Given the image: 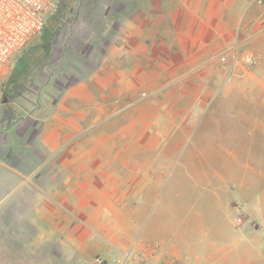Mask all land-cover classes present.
Here are the masks:
<instances>
[{
    "label": "rangeland",
    "instance_id": "1",
    "mask_svg": "<svg viewBox=\"0 0 264 264\" xmlns=\"http://www.w3.org/2000/svg\"><path fill=\"white\" fill-rule=\"evenodd\" d=\"M157 2L158 10L153 8ZM165 2L58 0L54 13L60 5L63 9L56 22L49 21L0 68V131H18L0 137V158L30 177L38 193L31 196L30 240H42V189L47 193L54 189V183L44 185L42 178L46 182L55 178L54 163L60 161V154L45 147L43 137L45 143L54 145V130L62 125L64 132L75 133L67 148L78 151L62 153V160L114 163L125 157V167L119 171L127 183L118 186V192L114 185L109 187V203L112 209L125 210L126 216L120 211V217L104 218V232L112 240L129 244L121 262L149 257L160 248L158 222L166 226L168 207L173 218L186 217L184 231L192 243L198 242L201 195L214 189L209 181L215 166L216 135L231 132L232 117L236 119L245 107L241 99L232 111L231 75H237L239 67V80L250 73L254 78L247 79L262 80L264 26L250 22L252 17L264 16V9L250 8L244 15L236 10L228 15L234 23L230 26L233 37L218 57L226 72L220 73L218 63L209 62L206 56L207 69L198 63L197 70L184 74L181 70L191 69L196 57L190 58L188 43L173 33L161 15L153 19L157 11L165 12ZM183 46L187 48L186 52L181 49L182 54ZM246 53L256 60L249 69L240 61ZM87 142L97 148L94 155L83 152ZM135 145L144 151L135 152ZM103 146L111 150L100 152L98 147ZM149 146L165 149L152 153ZM118 147L126 148L125 153H118ZM159 172L163 184L152 185L150 180L157 181ZM178 178L189 182L173 185ZM133 248L142 253H134ZM167 257L172 264L183 263L181 255ZM93 264L107 262L96 257Z\"/></svg>",
    "mask_w": 264,
    "mask_h": 264
},
{
    "label": "crops",
    "instance_id": "2",
    "mask_svg": "<svg viewBox=\"0 0 264 264\" xmlns=\"http://www.w3.org/2000/svg\"><path fill=\"white\" fill-rule=\"evenodd\" d=\"M158 3L154 4V9L158 10ZM162 5L165 12H153V19L158 20L161 15V20L165 19L172 26L173 33L180 34L183 42L188 43L190 58L196 57L191 69H182L181 73L197 70L198 63L207 69V61L203 59L206 56H210L209 62L216 61L220 73H224L226 67L218 57L227 51L226 44L233 37L230 26L234 23L228 15L236 10H242L244 15L250 8L264 9V0H166ZM250 24L264 26V16L252 17ZM184 46L179 47L181 53L186 52ZM236 70L238 74H232L229 81L230 104L232 111L237 110L236 103L240 104L242 99L245 107L239 110L241 114L236 119L232 117L231 132L216 135L215 166L213 179L209 181L214 189L201 195L197 243H192L190 234L184 231L186 217L173 218L168 207L166 226L158 222L160 248L149 257L137 256L121 262L122 254L130 249L129 244L127 240H112L109 232H104V218L107 215L120 217V211L126 216L125 210L112 209L109 203L112 191L109 187L114 185L117 191H113L118 192L117 187L127 183L119 171L125 167V157L121 156L114 163L64 161L62 153L78 151L76 147L66 146L75 133L64 132L63 126L58 125L54 130V145L45 143L46 137H43L45 147L60 154V161L54 163L58 169L55 178L48 182L42 178L44 185L54 183L52 192L42 189V240H30L31 196L38 194L31 178L24 177L0 158V264H93L96 257L107 264H172L167 256L173 255H181L182 264H264V66L262 80L247 79L253 77L251 73L239 80V67ZM171 82L174 80L168 81ZM234 97H237L236 102ZM214 122L219 125L220 121L215 118ZM14 132L18 131L3 129L0 137ZM86 148L84 153L97 152L89 142ZM98 149L109 152L111 147ZM117 149L118 153L126 151V148ZM134 149L144 151L139 145ZM149 149L152 153L161 152L165 146H149ZM163 179L159 172L158 180H150V183L160 185ZM188 182L186 178H178L173 185ZM105 200L108 204L103 203ZM122 227L127 228L124 224ZM132 251L142 253L137 248Z\"/></svg>",
    "mask_w": 264,
    "mask_h": 264
},
{
    "label": "built area",
    "instance_id": "3",
    "mask_svg": "<svg viewBox=\"0 0 264 264\" xmlns=\"http://www.w3.org/2000/svg\"><path fill=\"white\" fill-rule=\"evenodd\" d=\"M57 4L58 0H0V68L44 29ZM240 61L248 69L256 63L247 53Z\"/></svg>",
    "mask_w": 264,
    "mask_h": 264
},
{
    "label": "trees",
    "instance_id": "4",
    "mask_svg": "<svg viewBox=\"0 0 264 264\" xmlns=\"http://www.w3.org/2000/svg\"><path fill=\"white\" fill-rule=\"evenodd\" d=\"M59 9H63V5L61 6H58V8H57V10H56V12L55 13H53L51 16H49L48 18H47V20H46V23H45V26H44V28L46 27V24L49 22L50 24L52 23V24H54L55 22H56V20L58 19V17H59V15H60V13H61V11H59ZM44 30V29H43Z\"/></svg>",
    "mask_w": 264,
    "mask_h": 264
}]
</instances>
